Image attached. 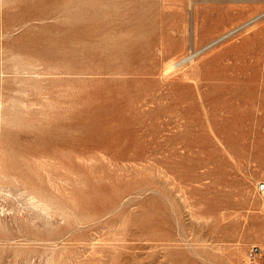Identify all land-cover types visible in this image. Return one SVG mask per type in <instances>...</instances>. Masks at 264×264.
<instances>
[{
    "label": "rangeland",
    "instance_id": "1",
    "mask_svg": "<svg viewBox=\"0 0 264 264\" xmlns=\"http://www.w3.org/2000/svg\"><path fill=\"white\" fill-rule=\"evenodd\" d=\"M0 114V264H264V0H0Z\"/></svg>",
    "mask_w": 264,
    "mask_h": 264
},
{
    "label": "bare ground",
    "instance_id": "2",
    "mask_svg": "<svg viewBox=\"0 0 264 264\" xmlns=\"http://www.w3.org/2000/svg\"><path fill=\"white\" fill-rule=\"evenodd\" d=\"M4 3H5V2H4ZM4 3H3V4H4ZM169 65H170V64H169ZM167 66H168V65H167ZM169 68H171V67H169ZM1 114H2V113H1ZM1 114H0V115H1ZM1 117H2V116H1ZM3 118H4V117H3ZM3 118H2V119H3ZM2 119H1V121H3ZM2 148H3V147H2ZM6 149H7V148H6ZM2 151H3V150H2ZM4 151H6V150H4ZM6 154H7V153H6ZM0 155H1V154H0ZM2 155L4 156V153H3ZM6 156H7V155H6ZM4 160H5V158H4ZM0 163H1V162H0ZM10 166H11V165H10ZM0 168H1V167H0ZM2 168H3V167H2ZM4 169H5V168H4ZM4 169H3V170H4ZM11 169H12V168H11ZM16 169H17V168H16ZM6 170H7V169H6ZM6 170H5V172H6ZM9 170H10V169H9ZM20 172H21V171H20ZM4 174H5V173H4ZM18 174H19V173H18ZM31 175H32V173H31ZM5 176H6V175H5ZM8 176H9V175H8ZM10 176H12V175H10ZM29 176H30V175H29ZM6 177H7V176H6ZM14 177H15V175H14ZM14 177H13V179H14ZM32 177H33L32 179H35V178H34V174L32 175ZM1 178H2V177H1ZM2 179H3V178H2ZM10 179H11V181H13L12 178H10ZM20 179H22V178H20ZM26 179L28 180V182H29V184H30V183H31V182H30L31 180L28 179L27 177H26ZM3 180H4V179H3ZM5 180H6V179H5ZM18 180H19V179H18ZM24 180H25V179H24ZM24 180H23V183H24ZM29 180H30V181H29ZM7 181H8V180H7ZM11 181H10V182H11ZM19 181H20V180H19ZM25 181H26V180H25ZM34 181H35V180H34ZM37 181H39V180H38L37 177H36V182H37ZM32 182H33V181H32ZM39 182H40V181H39ZM7 183H8V182H7ZM25 183H26V182H25ZM33 183H35V182H33ZM3 184L6 186L5 183H3ZM11 184H13V182H12ZM11 184H10V185L8 184L7 187H8V186L11 187V186H12ZM29 184H27V185H29ZM38 184H40V183H38ZM41 184H42V182H41ZM4 185H3V186H4ZM27 185H26V186H27ZM35 185L37 186V183H36ZM1 186H2V185H1ZM3 186H2V190H3V188H4ZM38 186H39V185H38ZM41 186H43V185H41ZM31 187H33V186H31ZM31 187H30V188H31ZM38 188L40 189V187H38ZM6 189H7V188H6ZM6 189H5V190H6ZM35 189H36V187H35ZM35 189H34V190H35ZM0 190H1V189H0ZM32 190H33V188H32ZM44 190L48 191L46 187H45ZM41 191H42V190H41ZM37 192H38V191H37ZM39 192H40V191H39ZM49 192H50V191H49ZM49 192H48V194H49ZM41 193H42V192H41ZM43 194H44V193H43ZM52 194H53V193H52ZM32 195H33V194H32ZM32 195H31V196H32ZM55 195H57V194H55ZM53 196H54V195H53ZM58 196L60 197V195H58ZM34 197H35V196H34ZM46 197H47V196H46ZM49 197H50V196H49ZM56 197H57V196H55V199H56ZM35 198H36V197H35ZM64 198H65V197H63V199H64ZM66 198H67V197H66ZM66 198H65V200H67ZM33 199H34V198H33ZM37 199H38V198H36V200H37ZM63 199L61 198V200H63ZM34 200H35V199H34ZM36 200H35V201H36ZM42 200H43V199H42ZM42 200H41V198H40V200L38 201V204H37V203H36V204H37L38 206L40 205L41 208L43 207L46 211H47L48 209H50V207H49L50 205L55 204V203H54V201H55L54 199H53V200H54V201H53V204H50V203L48 202L49 205H47V203H46L45 200H43V202L45 201L44 203H41ZM47 200H49V199H47ZM50 200H51V199H50ZM57 200H58V198H57ZM61 200H59V201H60L61 203H63L64 201L62 202ZM72 201H74V200H72ZM56 202L58 203V201H56ZM60 202H59V203H60ZM70 202H71V201H70ZM31 203H32V202H31ZM33 203H34V202H33ZM33 203H32V204H33ZM77 203H78V202H77ZM65 204H66V203H64V205H65ZM67 204H68V203H67ZM34 205H35V204H34ZM37 205H36V206H37ZM74 205H75V204H74ZM74 205H73V206H74ZM76 205H77V204H76ZM82 205H83V204H82ZM40 206L38 207V209H39L40 211H41V210H44V209H41ZM53 206H54V205H53ZM65 206H66V205H65ZM68 206H69V205H68ZM93 206H94V205H93ZM33 207H35V206H33ZM51 207H52V206H51ZM55 207H56V206H55ZM59 207H61V204H60V205L58 204V208H59ZM62 207H63V204H62ZM75 207H76V206H75ZM75 207H74V208H75ZM81 207H82V206H81ZM35 208H36V207H35ZM65 208H66V207H65ZM67 208H70V207H67ZM11 209H12V208H11ZM51 209H52V208H51ZM51 209H50V210H51ZM59 210L62 211L63 209H62V210L59 209ZM17 211H18V210H17ZM52 211H54V210H52ZM57 211H58V210H57ZM63 211H64V210H63ZM67 211H68V210H67ZM14 213L17 214L16 211H14ZM39 213H40V212H39ZM46 213L48 214V211H47ZM49 213H50V212H49ZM61 213H62V212H61ZM67 213H71V212H67ZM27 214H29V213H27ZM44 214H45V212H44ZM52 214H54V212L51 213V215H52ZM63 214H64V213H63ZM13 215H14V214H13ZM17 215H18V214H17ZM22 215H23V214H22ZM35 215H36V212H35ZM37 215H38V214H37ZM48 215H49V214H48ZM51 215H50V216H51ZM56 215H57V214H56ZM56 215H55V217H56ZM15 216H16V215H15ZM15 216H14V217H15ZM31 216H32V215H31ZM52 216H53V215H52ZM16 217H17V216H16ZM29 217H30V215H29ZM38 217H39V216H38ZM68 217H69V215H68ZM73 217H74V216H73ZM18 218H19V217H18ZM40 218H41V217H40ZM53 218H54V217H53ZM30 219H31V217H30ZM32 219H33V217H32ZM44 219H45V218H44ZM44 219H43V220H44ZM54 219H55V218H54ZM68 219H70V218H68ZM72 219H73V218H72ZM45 220H46V219H45ZM22 221H23V220H22ZM70 221H71V220H70ZM72 221H73V220H72ZM16 222H17V221H16ZM33 222H34V221H33ZM36 222H37V221H36ZM40 222H42V221H40ZM68 222H69V221H68ZM30 223H31V222H30ZM38 223H39V222H38ZM45 223H46V222H45ZM48 223H49V222H48ZM28 224H29V223H28ZM36 224H37V223H36ZM36 224H35V225H36ZM55 224H56V223H55ZM66 224H67V223H66ZM72 224H73V223H72ZM3 225H4V224H3ZM33 225H34V224H33ZM37 225H38V224H37ZM37 225H36V226H37ZM50 225H51V224H50ZM17 226H19V225H17ZM17 226H16V227H17ZM27 226L29 227V225H26V227H27ZM70 226H71V225H70ZM30 227H31V226H30ZM62 227H65V225L62 226ZM22 228H23V227H22ZM39 228H40V227H39ZM39 228H36V229H39ZM43 228H44V227H43ZM60 228H61V226H60ZM60 228H59V229H60ZM71 228H72V227H71ZM1 229H2V228H1ZM3 229H4V228H3ZM34 229H35V228H34ZM34 229H33V230H34ZM54 229H55V227H54ZM73 229H74V228H73ZM18 230H19V228H18ZM18 230H14V231L18 232ZM22 230H23V229H22ZM24 230H25V229H24ZM33 230H32V231H33ZM39 230H41V229H39ZM39 230H38V231H39ZM67 230H68V229H67ZM69 230H71V229L69 228ZM2 231H4V230H2ZM7 231H8V228H7ZM7 231H6V233H4V234H7ZM9 231H10V230H9ZM19 231H20V230H19ZM25 231H26V230H25ZM34 231H35V230H34ZM36 231H37V230H36ZM27 232H28V228H27ZM27 232H26V234H27ZM51 232H52V230H51ZM51 232H50V233H51ZM19 233H20V232H19ZM28 233H30V231H29ZM32 233H33V232H32ZM41 233H42V232H41ZM50 233H47V234H50ZM26 234H25V235H26ZM7 235H8V234H7ZM27 235H28V234H27ZM35 235H36V234H35ZM50 235H51V234H50ZM58 235H60V234H58ZM30 236H31V235H30ZM15 237H16V236H15ZM24 237H25V236H24ZM28 237H29V236H28ZM58 237H59V236H58ZM58 237H57V238H58ZM7 238H8V236H7ZM34 238H35V237H34ZM55 238H56V237H55ZM74 238H75V237H74ZM77 238H78V236H77ZM25 239H26V238H25ZM29 239H30V238H29ZM35 239H36V241H38L37 238H35ZM70 239H71V238H70ZM47 240H48V239H45V241H47ZM32 249H33V248H32ZM32 251H33V250H32ZM44 252H45V250H44ZM70 252H72V251H69V253H70ZM24 253H25V252H24ZM42 253H43V251H42ZM61 253H63V252H61ZM61 253H60V254H61ZM64 253L66 254V252H64ZM64 253H63V254H64ZM21 254H22V253H21ZM60 254H59V257H60ZM68 255H69V254H68ZM66 256H67V254H66ZM48 257H49V256H48ZM73 257H74V255L72 256V258H73ZM60 258H61V257H60ZM64 258H65V257H63L62 259H64ZM49 259H50V258H49ZM52 259H53V258H52ZM56 260H57V259H56ZM59 260H61V259H59ZM64 260H65V259H64ZM69 260H70V259H69ZM55 262H56V261H55ZM60 263H61V262H60ZM65 263H66V262H65ZM47 264H48V263H47ZM70 264H71V263H70Z\"/></svg>",
    "mask_w": 264,
    "mask_h": 264
},
{
    "label": "built area",
    "instance_id": "3",
    "mask_svg": "<svg viewBox=\"0 0 264 264\" xmlns=\"http://www.w3.org/2000/svg\"><path fill=\"white\" fill-rule=\"evenodd\" d=\"M255 18H257V15L252 17L250 20L244 22L243 24L248 23V22L254 20ZM258 190H259V192L264 193V181L259 183ZM259 252H260V248L258 246H252L249 249L248 256L250 259H255L256 255Z\"/></svg>",
    "mask_w": 264,
    "mask_h": 264
}]
</instances>
